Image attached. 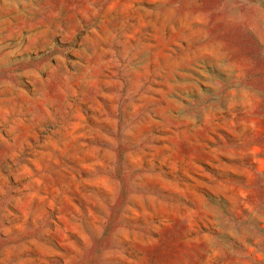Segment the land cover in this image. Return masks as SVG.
<instances>
[{
	"label": "rangeland",
	"instance_id": "374dc122",
	"mask_svg": "<svg viewBox=\"0 0 264 264\" xmlns=\"http://www.w3.org/2000/svg\"><path fill=\"white\" fill-rule=\"evenodd\" d=\"M0 264H264V0H0Z\"/></svg>",
	"mask_w": 264,
	"mask_h": 264
}]
</instances>
